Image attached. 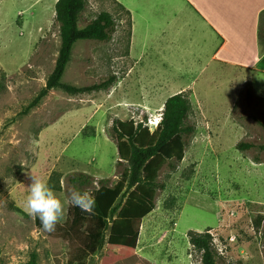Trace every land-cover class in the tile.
<instances>
[{"label":"rangeland","instance_id":"rangeland-1","mask_svg":"<svg viewBox=\"0 0 264 264\" xmlns=\"http://www.w3.org/2000/svg\"><path fill=\"white\" fill-rule=\"evenodd\" d=\"M56 3L0 0V264H30L33 258L36 264H100L118 256L91 237L96 226L89 217L71 221L69 178L83 173L93 178V187L115 185L126 165L118 164L113 120L145 121L153 131L163 112L157 104L178 89L189 90L196 131L177 171L165 167L160 173L166 188L142 221L137 254L149 264H201L188 235L210 230L220 264H264V100L245 98L243 77L233 68L183 63L189 59L178 46L167 53L170 64L155 60L153 52L132 64L128 15L114 0H86L79 27L106 11L116 32L109 42L76 43L63 82L84 87L116 75L117 83L109 92L75 96L53 90L24 113L59 54ZM136 49L133 58L141 46ZM146 100L152 109L143 108ZM240 142L256 148L239 151ZM30 175L63 204L52 232L27 210Z\"/></svg>","mask_w":264,"mask_h":264},{"label":"trees","instance_id":"trees-1","mask_svg":"<svg viewBox=\"0 0 264 264\" xmlns=\"http://www.w3.org/2000/svg\"><path fill=\"white\" fill-rule=\"evenodd\" d=\"M129 17V38L131 37V14L121 4L114 0ZM86 0H58L55 5V20L60 27L61 45L55 67L47 79L46 86L24 110L27 113L39 105L41 100L53 90H61L68 95H83L97 92H109L117 83V76L110 75L106 80L90 86L76 87L63 82L68 64L71 61L74 46L79 41L109 42L116 32V21L106 11L101 12L84 28L79 27V19L86 8ZM264 14V12H263ZM261 17L259 41L264 47V30ZM129 55V53H128ZM250 84L245 87V98H253ZM192 104L188 92H181L169 97L162 112V118L155 130H151L147 122L134 119L122 120L115 118L111 126V136L118 152V164L126 168L120 179L113 186L101 183L93 187L94 180L88 174L69 178L73 189L89 193L94 201L90 210L84 211L72 206V222L77 224L89 217L95 222L96 232L91 234L94 241L105 245L109 253L118 251V256H108L100 264H125L144 261L137 254V245L142 221L156 208V198L159 191L166 188L159 181L161 171L166 167L169 173H175L185 157L189 140L194 135L196 127L190 123ZM256 146L252 143L240 142L239 151H248ZM264 151V146L259 147ZM255 163H261L254 157ZM53 176L51 178L54 180ZM55 189H61L59 178L55 179ZM55 187V185L53 186ZM40 227L41 222L39 221ZM260 226V223H257ZM189 232L190 244L199 251L201 264H220V255L213 243V237L208 232ZM30 264H36L35 258Z\"/></svg>","mask_w":264,"mask_h":264},{"label":"crops","instance_id":"crops-1","mask_svg":"<svg viewBox=\"0 0 264 264\" xmlns=\"http://www.w3.org/2000/svg\"><path fill=\"white\" fill-rule=\"evenodd\" d=\"M115 1L131 14L132 64H141L150 52L155 54V60L157 57L162 64H170L167 53L178 46L189 59L183 63L233 68L243 77L240 88L250 84L255 97L264 100V47L259 41L264 0ZM160 41L162 49H155ZM139 45L140 53L133 58ZM183 90L178 89L170 97L189 91ZM166 100L157 104L161 112ZM145 103L143 108L152 109L147 100Z\"/></svg>","mask_w":264,"mask_h":264},{"label":"clouds","instance_id":"clouds-1","mask_svg":"<svg viewBox=\"0 0 264 264\" xmlns=\"http://www.w3.org/2000/svg\"><path fill=\"white\" fill-rule=\"evenodd\" d=\"M29 192L26 207L30 215L38 217L45 231L52 232L63 216V204L54 191L41 179L29 176ZM69 199L74 207L90 210L94 201L89 193L78 189L70 191Z\"/></svg>","mask_w":264,"mask_h":264},{"label":"bare ground","instance_id":"bare-ground-1","mask_svg":"<svg viewBox=\"0 0 264 264\" xmlns=\"http://www.w3.org/2000/svg\"><path fill=\"white\" fill-rule=\"evenodd\" d=\"M143 238V237H142ZM142 240V239H141Z\"/></svg>","mask_w":264,"mask_h":264}]
</instances>
